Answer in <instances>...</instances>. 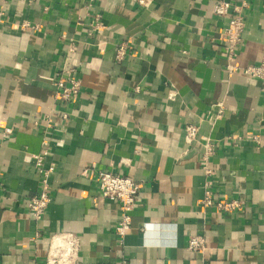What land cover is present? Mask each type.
<instances>
[{"label":"crops","instance_id":"obj_1","mask_svg":"<svg viewBox=\"0 0 264 264\" xmlns=\"http://www.w3.org/2000/svg\"><path fill=\"white\" fill-rule=\"evenodd\" d=\"M218 1L0 0V264H45L60 233L80 237L77 264H264V91L242 70L227 74ZM225 1L247 4L237 65H258L264 0ZM71 73L80 94L61 100ZM45 137L55 171L37 221L27 202L41 182L27 159ZM100 171L141 184L122 244ZM207 188L242 208L204 207ZM198 234L204 253L188 250Z\"/></svg>","mask_w":264,"mask_h":264},{"label":"built area","instance_id":"obj_2","mask_svg":"<svg viewBox=\"0 0 264 264\" xmlns=\"http://www.w3.org/2000/svg\"><path fill=\"white\" fill-rule=\"evenodd\" d=\"M142 3V1H141ZM247 4L234 5L228 1L222 0L214 5V14L218 17L228 18V24L223 32V45L228 55V64L226 72L232 75L242 70L245 75L262 84L264 91V57L258 65H251L241 68L237 65L238 48L243 44V35L246 29V22L243 14V8ZM69 85L63 81H58L57 86L61 89L59 99L69 101L72 97L80 94L81 86L77 78L72 73L69 75ZM40 120H38L39 122ZM49 121V120H48ZM36 122L35 125L40 123ZM53 121L46 122V130L50 129ZM200 126L188 125L185 129V143L192 148L198 140ZM8 134L12 133L11 129H7ZM205 153L203 159L205 164L209 161L214 152L213 145L206 142L204 145ZM50 144L48 138L42 151L27 159L28 163H32L40 177L41 190L38 195L28 199L27 208L29 213L37 220H41L46 215L47 210L52 202L51 193V174L55 171L53 166H46V159L50 154ZM205 172H210L205 167ZM97 184L104 199L115 202L119 205L121 220L115 228V233L123 243L125 236L132 229V214L140 205L141 184L132 178L115 174L108 171H100L97 175ZM204 207H214L218 211L225 213H234L242 208V202L239 200H217L209 188L206 189L205 198L202 201ZM81 250V239L76 234L60 233L51 237L50 247L45 260V264H77L79 261ZM188 250L194 253H204L207 250L206 238L203 234L191 236L188 241Z\"/></svg>","mask_w":264,"mask_h":264}]
</instances>
